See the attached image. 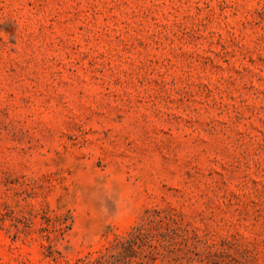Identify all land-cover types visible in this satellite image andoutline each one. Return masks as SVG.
Listing matches in <instances>:
<instances>
[{
	"label": "rangeland",
	"instance_id": "374dc122",
	"mask_svg": "<svg viewBox=\"0 0 264 264\" xmlns=\"http://www.w3.org/2000/svg\"><path fill=\"white\" fill-rule=\"evenodd\" d=\"M0 264H264V0H0Z\"/></svg>",
	"mask_w": 264,
	"mask_h": 264
}]
</instances>
